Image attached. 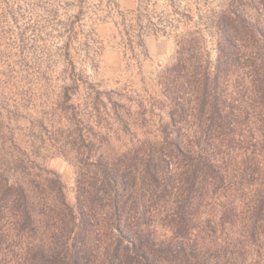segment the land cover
Returning <instances> with one entry per match:
<instances>
[{
	"label": "trees",
	"instance_id": "16d2710c",
	"mask_svg": "<svg viewBox=\"0 0 264 264\" xmlns=\"http://www.w3.org/2000/svg\"><path fill=\"white\" fill-rule=\"evenodd\" d=\"M163 1L157 13L149 9L156 1L137 0L130 23L122 12L121 28L115 23L135 57V48L147 57L144 35L173 36V60L155 77L160 98L136 101L133 112L119 99L125 94L99 91L69 63L37 139L29 131L22 147L0 116V264H208L201 250L221 245L215 234L234 225L238 206L249 209L246 240L236 238L220 256L247 264L246 241L262 256L264 0H226L197 15L205 29L190 9ZM177 23L185 29H167ZM80 89L82 101L73 102ZM5 110L7 120L16 115ZM103 121L131 135L128 147L99 151L109 140L95 131ZM46 140L74 166L72 203L59 175L34 159ZM215 206L217 214L199 221ZM155 222L170 235L159 237Z\"/></svg>",
	"mask_w": 264,
	"mask_h": 264
},
{
	"label": "rangeland",
	"instance_id": "374dc122",
	"mask_svg": "<svg viewBox=\"0 0 264 264\" xmlns=\"http://www.w3.org/2000/svg\"><path fill=\"white\" fill-rule=\"evenodd\" d=\"M82 1L79 4L73 0H0V116L5 125L12 129L15 141L22 147L26 146L29 131L32 130L34 139H37L38 120L44 117L42 111L54 99L57 85L68 77L69 63L73 65L75 73L88 83L94 84L99 91L113 90L125 94L126 98L119 99L133 112H136V101L142 100L147 104L150 97L160 98L155 77L173 60V36L144 35L147 57H143L138 48L134 49L136 57L131 56L120 44L115 32L117 28H121V16L118 12L124 13L126 22L130 23L131 11L136 7L137 0ZM154 1L156 4H151L149 9L154 8L157 13L164 11V1L151 0ZM176 1L179 10L190 9V13L194 15L193 22L198 20L197 25L202 29L205 28L197 15H204L211 9L216 11L226 2ZM166 11L168 12V8ZM250 13L253 12L250 10ZM115 23L118 24L117 28ZM185 27L186 25L177 23L176 28L167 29L177 33ZM68 38V54H65L64 45ZM207 45L214 56L213 39L208 35ZM83 93L84 90L80 89L72 101H82ZM113 97L117 98L114 95ZM127 97L130 101H126ZM5 109L15 110L16 115L12 114L11 119L7 120ZM95 131L100 134L107 133L109 137L108 142L101 144L99 151L102 153L121 152L130 144L128 139L131 135L123 132L116 134V125L111 126L110 122L103 121L102 126H95ZM139 135L140 132L138 137ZM37 143L40 144L38 141ZM39 146L40 153L34 158L35 161L41 167L59 175L65 185L67 200L72 203L75 175L71 160L59 154L48 140ZM205 209L199 221L207 214H217L219 206H215L213 210ZM248 210L244 206H238L236 211L239 216L234 225L226 224L224 231L215 234L221 239V245H208L201 250V253L208 254V264H232L230 260L221 258L220 250L228 245L225 248L230 251L236 238L246 240L242 234V223L247 219ZM155 231L159 237L170 235L169 230L160 222H155ZM201 236H205L204 233ZM245 243L249 249L246 263L264 264V235L258 241L262 243L261 257L254 252L257 247H249L248 241Z\"/></svg>",
	"mask_w": 264,
	"mask_h": 264
}]
</instances>
